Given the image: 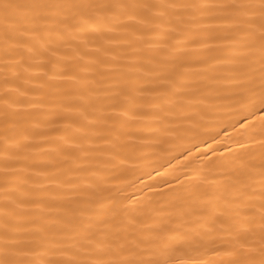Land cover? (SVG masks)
I'll return each instance as SVG.
<instances>
[{
  "label": "snow or ice",
  "instance_id": "6c2138e0",
  "mask_svg": "<svg viewBox=\"0 0 264 264\" xmlns=\"http://www.w3.org/2000/svg\"><path fill=\"white\" fill-rule=\"evenodd\" d=\"M0 264H264V0H0Z\"/></svg>",
  "mask_w": 264,
  "mask_h": 264
},
{
  "label": "bare ground",
  "instance_id": "6f19581e",
  "mask_svg": "<svg viewBox=\"0 0 264 264\" xmlns=\"http://www.w3.org/2000/svg\"><path fill=\"white\" fill-rule=\"evenodd\" d=\"M230 131V130H229ZM225 135V133H221L219 137H217V140H222L223 136ZM209 145H211L214 149H215V152L216 153H220V152H223L224 151V148L222 146V144H215L213 143V141L209 140L208 143L206 144H200L198 145V148L199 150L201 151H205L209 148ZM195 151V150H194ZM213 155V152L209 151L208 152V156H212ZM207 157H205L206 159ZM173 163H176L175 161ZM163 171V170H161ZM153 175H156L155 173H153ZM149 180V177L145 176L143 177V181H148Z\"/></svg>",
  "mask_w": 264,
  "mask_h": 264
}]
</instances>
